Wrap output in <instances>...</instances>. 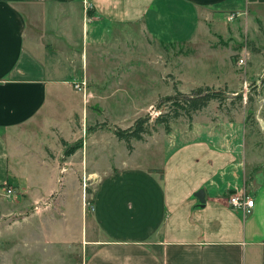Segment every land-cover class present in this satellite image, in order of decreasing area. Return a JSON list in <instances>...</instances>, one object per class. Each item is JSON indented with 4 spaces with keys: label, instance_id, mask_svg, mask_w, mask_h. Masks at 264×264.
Returning <instances> with one entry per match:
<instances>
[{
    "label": "crops",
    "instance_id": "obj_1",
    "mask_svg": "<svg viewBox=\"0 0 264 264\" xmlns=\"http://www.w3.org/2000/svg\"><path fill=\"white\" fill-rule=\"evenodd\" d=\"M263 10L264 0H0V197L16 176L21 135L33 124L61 126L64 113L71 124L80 113L68 94L82 90L85 112L86 103L107 97L93 89L107 91L114 78L127 77L130 59L144 60L146 45L184 43L232 11L247 17ZM83 79L85 90L76 88ZM205 139L174 145L163 186L130 165L91 172L99 182L83 264H264V181L257 185L240 173L231 150H211L212 164L222 160L214 171L198 162L200 152L209 156ZM88 140L95 144L96 134ZM185 149L189 165L180 155ZM39 190L24 191L25 199L9 195L3 213L9 218L0 221V243L9 247L7 255L0 249V264H50L64 240V223L58 226L55 213L48 217L52 204H38L45 196ZM242 190L255 199L248 212L229 201Z\"/></svg>",
    "mask_w": 264,
    "mask_h": 264
},
{
    "label": "rangeland",
    "instance_id": "obj_2",
    "mask_svg": "<svg viewBox=\"0 0 264 264\" xmlns=\"http://www.w3.org/2000/svg\"><path fill=\"white\" fill-rule=\"evenodd\" d=\"M262 15L221 18L217 25H210L209 31L184 43L146 45L144 60L130 59L127 77L120 82L114 78L107 91L93 89L95 94L107 97L98 99L96 104L86 103L85 112L82 90L68 94L76 105L73 111L80 108L71 124V113H64L59 115L61 126L43 128L42 123L33 124V130L21 135L24 138L20 141L25 139V146L16 157V176L1 191L0 221L9 218L3 213L9 212L5 205L10 197L18 194L25 199V192L37 193L41 189L45 196L40 197L38 204L61 205L58 212L49 207L47 214L51 217L55 213V218L61 220L58 226L64 223L65 227L64 240L54 250L49 263L83 264L92 249L86 243V236L93 229V201L99 182V175L91 172L130 165L149 172L163 186L165 164L176 150L174 145L193 137H204L208 142L209 156L200 152L196 156L198 162H208L214 171L222 160L212 164L211 150H231L240 173L257 185L263 182L264 10ZM130 54L139 55L140 51ZM199 85L224 91L227 97L222 101L212 99L192 119L184 117L173 122L169 132L158 125L145 139H132L131 147L115 134L116 126L126 127L147 112L158 114L154 105L162 95L176 89L189 92ZM67 86L74 90L73 83ZM61 108L70 112L63 103ZM94 133L95 144L88 140ZM76 142L81 145L67 153ZM184 153L189 165L187 149L180 155ZM46 186L49 193L42 190ZM34 200L28 209L35 207ZM8 244L5 240L0 243L3 254L7 255ZM19 252L23 255L22 250Z\"/></svg>",
    "mask_w": 264,
    "mask_h": 264
},
{
    "label": "trees",
    "instance_id": "obj_3",
    "mask_svg": "<svg viewBox=\"0 0 264 264\" xmlns=\"http://www.w3.org/2000/svg\"><path fill=\"white\" fill-rule=\"evenodd\" d=\"M264 83V76L262 77ZM219 89H214L209 85H199L191 91L186 92L181 89H176L172 93L164 94L159 97L154 107L159 110V113L153 116L151 112H147L138 116L135 121L126 126H116L115 134L119 139H124L128 142L129 147L132 146V139L142 140L148 134H151L162 125L167 132L172 130V123L181 118L186 117L192 119L193 116L201 109L206 107L214 98L221 101L227 97ZM226 92V91H225ZM163 106H166L164 108ZM81 145L74 143L67 153H72Z\"/></svg>",
    "mask_w": 264,
    "mask_h": 264
},
{
    "label": "built area",
    "instance_id": "obj_4",
    "mask_svg": "<svg viewBox=\"0 0 264 264\" xmlns=\"http://www.w3.org/2000/svg\"><path fill=\"white\" fill-rule=\"evenodd\" d=\"M92 5L91 3H88V7ZM240 15V12L232 11L228 14L227 19L233 20L236 16ZM241 61L244 60L243 57L240 59ZM86 79H83L82 81H75L74 86L79 89L86 88ZM11 187L8 188V192H11ZM229 201L236 207L244 209V211L248 212L251 210L252 206L254 205V197L250 196L246 191L242 190L241 192L232 193L229 197Z\"/></svg>",
    "mask_w": 264,
    "mask_h": 264
},
{
    "label": "water",
    "instance_id": "obj_5",
    "mask_svg": "<svg viewBox=\"0 0 264 264\" xmlns=\"http://www.w3.org/2000/svg\"><path fill=\"white\" fill-rule=\"evenodd\" d=\"M196 195L199 196L201 202H205L206 198H205V190H204V188H199L196 191Z\"/></svg>",
    "mask_w": 264,
    "mask_h": 264
}]
</instances>
